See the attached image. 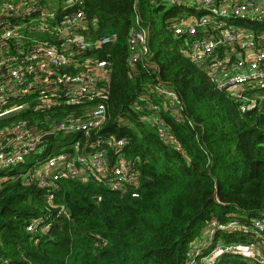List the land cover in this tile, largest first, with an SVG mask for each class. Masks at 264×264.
I'll use <instances>...</instances> for the list:
<instances>
[{
	"label": "trees",
	"instance_id": "obj_1",
	"mask_svg": "<svg viewBox=\"0 0 264 264\" xmlns=\"http://www.w3.org/2000/svg\"><path fill=\"white\" fill-rule=\"evenodd\" d=\"M134 2L85 0L84 10L96 23L90 37L117 34L115 42L90 52L99 59L109 55L111 61L106 122L100 134L126 139L121 152L136 161L138 196L96 182L62 179L54 202L68 215H57L46 206L44 188L4 182L0 263L184 264L191 243L212 218L243 220L264 211V93L254 98L253 91H247L236 98L218 88L208 71L181 52L182 38L172 29L180 8L151 0ZM136 12L149 25L153 63L139 62L132 69L126 60L127 34ZM161 82L181 100L179 120L148 89ZM144 98L160 105L157 117L178 150L160 139L156 125L139 119L150 113L143 108ZM252 99L255 104L242 109ZM97 135L93 131L91 139ZM46 214L47 233L26 230L29 221ZM217 237L225 242L250 240L241 232ZM215 264L259 263L223 254Z\"/></svg>",
	"mask_w": 264,
	"mask_h": 264
},
{
	"label": "built area",
	"instance_id": "obj_2",
	"mask_svg": "<svg viewBox=\"0 0 264 264\" xmlns=\"http://www.w3.org/2000/svg\"><path fill=\"white\" fill-rule=\"evenodd\" d=\"M154 1L180 8L172 29L182 38L181 52L208 71L218 88L236 98L247 91H253L254 98L263 97L264 0ZM84 4L85 0H0V117L12 113L0 120V187L18 180L44 188L46 206L57 215H68L54 202L62 179L96 182L138 196L136 161L121 152L126 139L100 134L106 122L111 61L109 55L99 59L90 52L115 42L117 34L90 37L96 23L87 19ZM126 60L132 69L139 62L153 63L149 25L139 12L127 34ZM148 89L179 120L182 103L176 90L167 82ZM143 101L150 113L139 119L156 125L160 139L178 150L157 117L160 105L150 98ZM254 104V99L247 101L242 109ZM93 131L98 135L91 139ZM49 228L47 214L26 225L32 233L44 234ZM221 232H241L250 240L224 242L217 237ZM223 254L264 264V211L243 220L212 218L191 243L184 264H215Z\"/></svg>",
	"mask_w": 264,
	"mask_h": 264
},
{
	"label": "water",
	"instance_id": "obj_3",
	"mask_svg": "<svg viewBox=\"0 0 264 264\" xmlns=\"http://www.w3.org/2000/svg\"><path fill=\"white\" fill-rule=\"evenodd\" d=\"M11 114H12V113H10V114L7 113V114L1 116V117H0V120H1V119H5V118H8ZM50 136H51V135H47L46 137H50Z\"/></svg>",
	"mask_w": 264,
	"mask_h": 264
},
{
	"label": "rangeland",
	"instance_id": "obj_4",
	"mask_svg": "<svg viewBox=\"0 0 264 264\" xmlns=\"http://www.w3.org/2000/svg\"><path fill=\"white\" fill-rule=\"evenodd\" d=\"M169 6L166 5V8H168ZM223 241V240H222ZM225 242V241H224ZM234 242H238V241H234Z\"/></svg>",
	"mask_w": 264,
	"mask_h": 264
}]
</instances>
